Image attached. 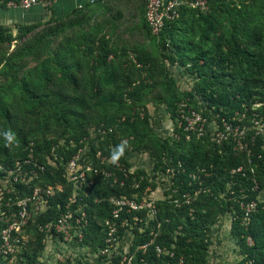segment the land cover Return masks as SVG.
I'll use <instances>...</instances> for the list:
<instances>
[{"label":"trees","instance_id":"1","mask_svg":"<svg viewBox=\"0 0 264 264\" xmlns=\"http://www.w3.org/2000/svg\"><path fill=\"white\" fill-rule=\"evenodd\" d=\"M207 1L210 13L204 14L186 3L180 8L179 18L167 21L159 35L152 34L145 18L146 29L152 37L160 40L162 51L168 55L172 64L184 68L185 72L195 79L193 90L188 91L185 96L189 99L185 101L175 98V103L169 107L173 134L169 132L168 135H163L161 121L157 120L156 124L152 122V115L141 101L145 91L154 84L156 75L154 60L147 50L141 49L137 52L133 62L129 59V53H124L126 59L121 65L115 64L116 53L104 47L101 52L91 50L99 72L91 71L88 78L83 77L80 81L72 71L76 66L67 65L66 73L61 76L63 83L50 89L60 100H70L66 115L60 118L64 128L57 131L58 136L27 139L28 134H34L32 131L22 136L19 147L10 149L0 143V165L3 169H9L17 159L26 155V147L30 142L47 147L54 139L62 137L79 140L90 131L87 128V114L92 110L90 101L92 103L94 99H99L106 102L110 97L114 98V95L107 96L105 89L117 84L119 67L134 69L137 73L135 79H125L124 100L129 111L123 115L102 116L96 127L105 124L115 127V131L96 143L92 142V151L101 150L104 155L110 156L111 150L122 141L121 132L126 135L129 147L119 161L128 167L130 154L136 151L147 152L154 161L155 174L165 175L169 167L174 168L175 174L171 180L175 181L173 188L177 187L178 194H173L171 190L166 191L165 199L157 203L160 211L155 220L150 222V228L144 233L134 230L135 237L129 254L133 258L130 264H179L181 260L182 264H208L207 257L211 246L209 234L219 218L227 213L234 217L231 236L240 247L243 257L239 264H264V199L251 214L247 226L242 224L243 212L238 203L241 194L246 195L243 201L247 202L256 200L257 196L264 192V135L256 134V130L247 133L244 139L247 150L242 151L236 148L237 142L232 137L221 145L213 141L211 125L213 121L221 123V119L234 125H242L250 124L255 118H264V80L256 77L257 70H264V33L261 29H254L247 33V39L241 38L238 32L227 36L221 32L218 18L213 13L214 0ZM80 12L81 9L76 8L66 17L79 15ZM64 18L57 20L64 21ZM39 26L40 24H34L18 29L23 34H28ZM7 32H10L9 28L0 26V39L11 42V35H6ZM39 41L42 43V39ZM61 61L59 57L58 63ZM42 78L47 82L46 86L57 82L54 73L45 67ZM67 80L75 90L82 84L91 82L89 98L87 93L76 96L68 93L64 85ZM41 81L42 79L25 81L23 87L31 99L38 104H45L47 101L43 96L47 93L41 91ZM260 81L263 85L258 93L262 105L255 108V89ZM195 98L202 103L201 113L208 119V126L204 137L193 135L188 140L179 126L177 105L182 101L190 104ZM194 109L198 110L196 107ZM6 116L11 117L9 113ZM240 167L242 171L232 173ZM202 169L210 175L206 177L203 173L202 179H193L192 175ZM136 173L143 174V171L138 170ZM253 179L259 185L258 190L254 192L251 190ZM147 185H150L152 190L155 189L149 181L143 183L142 187ZM120 192V189L111 187L103 180H99L96 186L89 190L86 209L90 221L84 230L83 245L89 246L95 253L104 245L103 221L111 211L105 198ZM184 194L189 195V203L186 202ZM96 198H101V201L95 202ZM175 198L179 199L178 207L172 201ZM157 223H160V228ZM28 230L33 231L34 240L22 253H17V261L11 264L38 262L44 250V235L39 233L36 227H30ZM152 231L156 236L152 235ZM141 246L146 247L140 249ZM157 246L174 252V255L171 257L169 254H158ZM114 263L118 264L119 258ZM0 264H9L8 258L3 254H0Z\"/></svg>","mask_w":264,"mask_h":264},{"label":"rangeland","instance_id":"2","mask_svg":"<svg viewBox=\"0 0 264 264\" xmlns=\"http://www.w3.org/2000/svg\"><path fill=\"white\" fill-rule=\"evenodd\" d=\"M94 1L81 9L79 15L66 17L64 21L52 18L41 23L28 34H23L18 28H9L10 32L5 34L11 35L12 41L0 39V133L11 130L16 136L18 145L22 136L32 131L34 134H28L27 139L53 138L59 135L57 131H62L64 128L60 118L66 115L70 100H60L57 95L50 92V89L63 83L61 76L66 73L67 65L76 66L72 71L77 74L80 81L83 77L88 78L91 71L99 72L94 64L91 50L101 52L104 47L112 50L116 53L115 64L125 61L124 53L128 52L132 61L141 49L147 50L154 60L156 75L154 84L145 91L141 101L152 115V122L156 124L157 120L161 121L164 136L168 135L173 127L169 114L170 105L175 103V98H182L185 101L189 99L185 96L188 91L193 90L195 79L191 78L184 68L177 64L173 65L168 55L162 51L160 40L149 34L145 27L146 0ZM212 6L213 13L218 18L219 28L227 36L238 32L241 38L247 39V33L254 29H261L264 33V0H214ZM39 39H42V43ZM59 57L61 63H58ZM44 67L54 73L57 82H51L46 86L47 82L42 78ZM119 68L117 84L105 89L107 96L109 94L115 97H110L106 102L99 99H94L92 103L90 101L92 110L87 114L89 120L87 128L90 130H93L106 114L117 116L129 111L124 100L125 79H135L137 73L131 68L126 69L123 66ZM256 74L259 80H264V70H257ZM39 79H42L41 91L47 93L43 96L47 101L45 104H38L31 99L23 87L25 81H39ZM64 85L72 96L88 94L92 86L91 82H88L87 85L82 84L78 90H75L69 80L65 81ZM262 85L261 81L257 82L255 89L257 95L253 106L255 108L262 105L258 93ZM188 105L192 108L196 107L201 112L202 103L198 98L191 100ZM7 113L11 117L7 118ZM255 120L258 121L257 127H260L261 135H264V118H255ZM253 121L254 119L250 124H242L247 128L246 134L255 130L256 125ZM125 136L120 132L122 141L128 143ZM0 143L5 145L2 135H0ZM14 147L16 146L12 148ZM128 163L130 169L135 172L142 170L148 177L150 184L155 187L152 190L150 186V191L156 201L158 200L157 203L164 200L166 191H170L175 184V181L171 180L175 171L165 175L155 174L154 161L147 152H133L128 158ZM203 173L206 177L210 175L205 169L200 170L196 175L202 179ZM174 189L176 191H173V194L177 195V187ZM260 199H264V192L260 194ZM233 218L231 213H227L212 227L209 234L211 246L208 251V264H239L243 259L240 247L231 236ZM39 220L37 217L31 220L29 226L27 225L28 227L20 235L24 238L25 245L14 248L15 252H10L12 254L0 251V254L8 258L9 264L17 261V253H22V250L34 240L33 231L28 229L30 227L34 229ZM43 244L44 250L36 264H105V260L97 258L95 252L82 243L66 242L54 237ZM132 244L133 240H130L127 245L121 246L122 255L115 254L113 263L118 258V264H121L125 258L126 261L132 260L133 256L129 255Z\"/></svg>","mask_w":264,"mask_h":264},{"label":"built area","instance_id":"3","mask_svg":"<svg viewBox=\"0 0 264 264\" xmlns=\"http://www.w3.org/2000/svg\"><path fill=\"white\" fill-rule=\"evenodd\" d=\"M56 2L57 0H0L7 8L23 11L37 6L49 10ZM186 3L204 14L210 13L207 0H147L145 18L152 34L159 35L167 21L179 18L180 8ZM83 7L82 4L78 8ZM177 107L179 126L182 127L187 139L193 135L198 138L204 137L208 119L184 101L178 103ZM253 122L256 125L254 127L256 134L261 133L260 127H257L258 121L254 119ZM211 125L213 141L217 144L221 145L223 141L232 137L237 142V149L247 150L244 143L247 129L245 126L234 125L225 119H221V123L213 121ZM114 131L115 127L101 124L79 140L62 137L54 139L47 147L30 142L26 147V155L17 159L11 168L3 169L0 165L2 253L15 252L14 248L25 245L24 238L20 235L35 217L40 219L36 229L44 235V243L57 237L66 242L83 244L84 230L90 221L86 198L89 196V190L95 187L99 180L122 192L113 193L105 198L111 211L103 221L105 239L104 245L95 253L97 258L105 260V264H114V255H122L121 246L134 240V230L144 233L150 228V222L155 220L159 208L158 200L156 201L150 191V185L142 187L143 183L149 181L148 177L144 174L138 175L120 161L118 165H114L110 156L104 155L101 150L92 151V142L96 143ZM170 132L173 134V127ZM173 170L174 168L169 167L166 174ZM240 171L242 167L233 170L232 173ZM192 177L199 178L196 174ZM258 188V183L253 179L251 190L254 192ZM170 190L172 193L176 191L174 188ZM245 197V194H241L238 199L243 212V226L249 224L251 214L262 201L260 194L256 200L247 202L243 201ZM184 198L187 203L190 202L188 194H184ZM99 201L101 198H96L95 202ZM172 201L177 207L180 205L178 198ZM157 227L160 228V223H157ZM151 233L156 236L154 231ZM248 241L249 244L252 243L250 238ZM145 247L141 246L140 249ZM156 251L158 254H169L171 257L174 255V252L159 246ZM125 261L126 258L121 264ZM130 263L131 260L126 261V264ZM182 263L183 260L179 264Z\"/></svg>","mask_w":264,"mask_h":264},{"label":"crops","instance_id":"4","mask_svg":"<svg viewBox=\"0 0 264 264\" xmlns=\"http://www.w3.org/2000/svg\"><path fill=\"white\" fill-rule=\"evenodd\" d=\"M92 3L91 0H57L52 9L34 7L28 11L7 8L0 3V26L6 28H19L34 24H41L52 18H64L80 5ZM94 3V2H93Z\"/></svg>","mask_w":264,"mask_h":264},{"label":"clouds","instance_id":"5","mask_svg":"<svg viewBox=\"0 0 264 264\" xmlns=\"http://www.w3.org/2000/svg\"><path fill=\"white\" fill-rule=\"evenodd\" d=\"M5 141V147L12 148L13 146L18 147L16 142V136L11 130L0 133ZM129 147L126 141H122L119 145L111 150L110 160L114 165H118L119 160L124 156L126 149Z\"/></svg>","mask_w":264,"mask_h":264}]
</instances>
